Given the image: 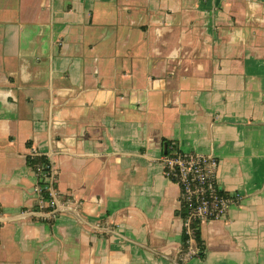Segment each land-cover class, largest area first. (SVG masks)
<instances>
[{
    "label": "crops",
    "instance_id": "obj_1",
    "mask_svg": "<svg viewBox=\"0 0 264 264\" xmlns=\"http://www.w3.org/2000/svg\"><path fill=\"white\" fill-rule=\"evenodd\" d=\"M166 143L242 196L202 255ZM0 264H264V0H0Z\"/></svg>",
    "mask_w": 264,
    "mask_h": 264
},
{
    "label": "built area",
    "instance_id": "obj_2",
    "mask_svg": "<svg viewBox=\"0 0 264 264\" xmlns=\"http://www.w3.org/2000/svg\"><path fill=\"white\" fill-rule=\"evenodd\" d=\"M37 155V152L32 153ZM166 177L180 187L181 212L184 211L185 229L194 240V223H203L224 218L228 210L240 203V193H228L220 188L217 180L219 162L216 158L200 153H185L173 149L162 157ZM40 202H44V192L58 204L56 190V170L52 164L36 170ZM52 206L55 203L52 202ZM190 255H198L192 249Z\"/></svg>",
    "mask_w": 264,
    "mask_h": 264
},
{
    "label": "trees",
    "instance_id": "obj_3",
    "mask_svg": "<svg viewBox=\"0 0 264 264\" xmlns=\"http://www.w3.org/2000/svg\"><path fill=\"white\" fill-rule=\"evenodd\" d=\"M166 149V153L165 154H170L172 153L173 149L176 150V148L174 146H171L170 143H166L165 146ZM28 164L36 171L39 167H46L49 164V160L44 157V156H32L29 155L28 156ZM183 215H184V211H183ZM200 223H194L193 227H194V239L197 242L198 246V253L199 255H202L204 252V247H203V242L200 236V228H199ZM190 239V235L188 234V232L185 230V242L188 243V240Z\"/></svg>",
    "mask_w": 264,
    "mask_h": 264
}]
</instances>
